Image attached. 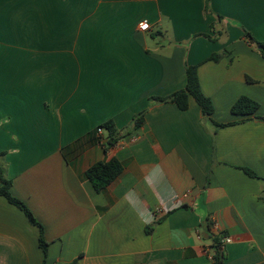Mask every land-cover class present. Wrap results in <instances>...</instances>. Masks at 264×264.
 Returning <instances> with one entry per match:
<instances>
[{"label":"crops","instance_id":"obj_1","mask_svg":"<svg viewBox=\"0 0 264 264\" xmlns=\"http://www.w3.org/2000/svg\"><path fill=\"white\" fill-rule=\"evenodd\" d=\"M246 32L264 44V0H0V169L48 243L0 196V264H214V224L224 264H264V56ZM188 66L230 125L154 100ZM243 96L255 115L232 114ZM112 159L98 193L86 173Z\"/></svg>","mask_w":264,"mask_h":264},{"label":"trees","instance_id":"obj_2","mask_svg":"<svg viewBox=\"0 0 264 264\" xmlns=\"http://www.w3.org/2000/svg\"><path fill=\"white\" fill-rule=\"evenodd\" d=\"M208 3V0H207ZM246 37L251 41L257 43L261 47V52L264 56V44L258 42L254 39V37L246 32ZM219 57L214 56L211 60H217ZM187 86L184 90L179 91L169 98H155L154 100L159 103H174L176 104L181 110H187L189 108V99L192 97L200 106L201 112L203 116L209 118L217 127H225L230 124H219L214 121L213 114H214V106L211 101L202 91L199 81L198 75V67L197 66H188L187 67ZM259 103L250 99L249 97L243 96L237 100V102L232 107V114L236 116H253L259 110ZM264 121V118H260ZM143 123V116H140L135 119V127L141 126ZM109 133L110 140H109V147H114L119 141V133L116 129V126L113 121L107 122L103 126ZM123 165L117 159H112L109 162H98L91 166L87 173V179L92 183L94 189L100 193L104 191L107 187H109L112 183H114L123 173ZM251 176H254L253 172L248 171ZM0 180L2 182V187L0 189V196L5 197L9 203L16 206L18 209L23 211L30 222L39 227L40 229V245L42 250L44 251L45 255L47 254L48 243L44 238V229L43 226L36 220L35 216L31 212V210L19 199L15 198L11 194V186L12 182L7 180L0 169ZM212 239V259L214 264H224L226 257L224 252L221 250L220 246V237L211 234ZM76 263V262H75ZM74 263V264H75Z\"/></svg>","mask_w":264,"mask_h":264},{"label":"built area","instance_id":"obj_3","mask_svg":"<svg viewBox=\"0 0 264 264\" xmlns=\"http://www.w3.org/2000/svg\"><path fill=\"white\" fill-rule=\"evenodd\" d=\"M150 28V25L147 21H143L139 24V29L143 32L148 31ZM103 128H99L98 129V134L99 136L102 135L103 133ZM214 234L220 237V246H221V250L222 252H225L226 246L228 244H230L232 242V238H230L229 236H225L224 234H222L219 230V226L217 224H214Z\"/></svg>","mask_w":264,"mask_h":264}]
</instances>
